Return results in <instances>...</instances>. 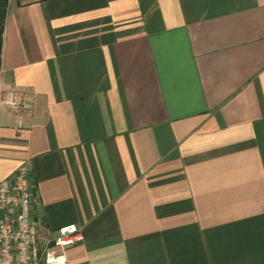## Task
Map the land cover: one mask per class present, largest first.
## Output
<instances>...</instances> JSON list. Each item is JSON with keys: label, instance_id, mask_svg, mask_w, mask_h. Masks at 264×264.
<instances>
[{"label": "crops", "instance_id": "obj_1", "mask_svg": "<svg viewBox=\"0 0 264 264\" xmlns=\"http://www.w3.org/2000/svg\"><path fill=\"white\" fill-rule=\"evenodd\" d=\"M0 181L27 166L66 264H264V0H6Z\"/></svg>", "mask_w": 264, "mask_h": 264}, {"label": "built area", "instance_id": "obj_2", "mask_svg": "<svg viewBox=\"0 0 264 264\" xmlns=\"http://www.w3.org/2000/svg\"><path fill=\"white\" fill-rule=\"evenodd\" d=\"M0 102L11 107L24 106L18 98ZM32 205L29 170L20 165L11 178L0 181V264H66L65 251L81 239L80 228L75 223L62 225L39 248Z\"/></svg>", "mask_w": 264, "mask_h": 264}, {"label": "trees", "instance_id": "obj_3", "mask_svg": "<svg viewBox=\"0 0 264 264\" xmlns=\"http://www.w3.org/2000/svg\"><path fill=\"white\" fill-rule=\"evenodd\" d=\"M5 6H6V0H0V43H1V33H2V27H3Z\"/></svg>", "mask_w": 264, "mask_h": 264}]
</instances>
